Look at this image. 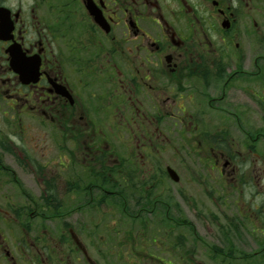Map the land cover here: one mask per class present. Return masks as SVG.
<instances>
[{
	"label": "flooded vegetation",
	"instance_id": "af4514ba",
	"mask_svg": "<svg viewBox=\"0 0 264 264\" xmlns=\"http://www.w3.org/2000/svg\"><path fill=\"white\" fill-rule=\"evenodd\" d=\"M218 176L245 208L178 237ZM0 198V264H264V0H0Z\"/></svg>",
	"mask_w": 264,
	"mask_h": 264
},
{
	"label": "rangeland",
	"instance_id": "374dc122",
	"mask_svg": "<svg viewBox=\"0 0 264 264\" xmlns=\"http://www.w3.org/2000/svg\"><path fill=\"white\" fill-rule=\"evenodd\" d=\"M27 120H23L22 125L26 126L28 125ZM183 159H186V164H189L192 168L190 172L192 175H203L204 174V167L200 162L196 161V157L191 152L189 155L182 154L181 156ZM18 177L21 178V175L19 172H17ZM23 180L25 181L26 187H29L34 194L37 193V187L33 183L31 177L29 175H23ZM227 183L224 190L220 189L221 180L218 176V194L217 193H211L213 195V198L210 200L209 198L205 197L204 191L205 189L202 187H199L196 183H190L187 186V190L190 193V202L185 200H179L178 198V204H179V210L181 213V219H187L189 221V224L186 226H180L178 229H176V233L178 237L195 240L194 243L196 244L197 239H203L206 242L208 241H214L216 238H218V243L223 236L221 226L227 227L229 225L230 220L232 218V215L234 214L233 207L236 206V203L238 205H241L245 208L246 206V195H243L236 198V193L233 192L231 188V184ZM216 189V188H215ZM12 190V189H10ZM14 197H9L8 199L13 198V200H18V202H26L25 197H19V192L15 190L11 193ZM17 195L18 197H15ZM6 199V198H5ZM237 199V200H236ZM187 200V199H186ZM0 201H3V199L0 198ZM215 206H218V209L215 208ZM208 212H211L210 216L208 217ZM176 215V211H175ZM218 221V226L213 223L214 220ZM214 219V220H213ZM207 221L209 224H207ZM192 226H189V225ZM225 230V229H224ZM229 232V230H228ZM227 235V234H226ZM146 238H150V236L156 237L158 240H162L163 247H167L170 243V234L166 235L165 230H153L148 229L146 230ZM161 243V242H160ZM159 243L158 246H161ZM167 243V244H166ZM199 245L196 246L192 242L185 243L186 248H193L191 250H194V254L192 256L193 259L197 261H202L204 259L203 255V247L201 246V242H197ZM219 246V244H218ZM146 248L148 249L147 252H149V249L154 250L155 246H152L151 244L146 245Z\"/></svg>",
	"mask_w": 264,
	"mask_h": 264
},
{
	"label": "water",
	"instance_id": "95a60500",
	"mask_svg": "<svg viewBox=\"0 0 264 264\" xmlns=\"http://www.w3.org/2000/svg\"><path fill=\"white\" fill-rule=\"evenodd\" d=\"M169 173H170L171 175H173V173H174V172H173V171H171V170H169Z\"/></svg>",
	"mask_w": 264,
	"mask_h": 264
},
{
	"label": "trees",
	"instance_id": "16d2710c",
	"mask_svg": "<svg viewBox=\"0 0 264 264\" xmlns=\"http://www.w3.org/2000/svg\"><path fill=\"white\" fill-rule=\"evenodd\" d=\"M216 220V219H215Z\"/></svg>",
	"mask_w": 264,
	"mask_h": 264
}]
</instances>
